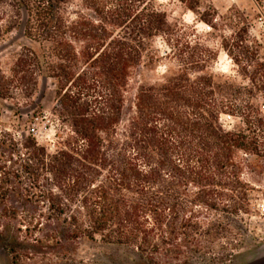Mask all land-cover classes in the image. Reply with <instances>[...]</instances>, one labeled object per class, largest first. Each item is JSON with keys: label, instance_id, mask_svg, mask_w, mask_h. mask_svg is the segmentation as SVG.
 Here are the masks:
<instances>
[{"label": "trees", "instance_id": "1", "mask_svg": "<svg viewBox=\"0 0 264 264\" xmlns=\"http://www.w3.org/2000/svg\"><path fill=\"white\" fill-rule=\"evenodd\" d=\"M178 1L197 12L201 0ZM22 26L33 47L9 72L0 65V99H30L42 77L52 79L66 136L51 154L35 137L0 134L2 218L19 219L7 203L24 181L20 224L30 239L39 232L35 243L100 239L161 264L184 249L203 255V243L212 250L252 215L256 190L245 178H264V113L237 99L248 89L217 80L216 54L185 39L155 0H0V41ZM157 38L180 68L134 89ZM240 43L241 56L224 47L249 93L264 98V59L250 39ZM223 116L245 128L226 131Z\"/></svg>", "mask_w": 264, "mask_h": 264}, {"label": "rangeland", "instance_id": "2", "mask_svg": "<svg viewBox=\"0 0 264 264\" xmlns=\"http://www.w3.org/2000/svg\"><path fill=\"white\" fill-rule=\"evenodd\" d=\"M155 2L167 14L168 21L184 31L185 39L192 45L199 44L216 54L212 72L217 80H230L248 89L237 99L255 102L264 113V98L258 93H249L252 86L248 78L242 75V68L224 47L228 45L235 55L241 56L244 50L237 43L241 45L242 40L250 39L259 57L264 59V0H201L197 12L189 10L178 0ZM206 19L213 21L214 29L205 22ZM26 47H33V44L26 38L24 26L0 41V65L5 72H9ZM172 55L163 38H157L145 54L143 66L133 80V88L136 89L142 83L161 82L177 72L180 64L171 58ZM56 102L55 82L47 77L40 79L30 99H0V134H12L20 142L35 137L39 145L49 153L56 152L58 142L66 136L61 132L55 114ZM222 124L228 132L245 128L241 119L231 116H223ZM245 180L256 190L251 197L252 215L246 216L245 222L239 226L230 228L228 235L211 246L212 250H208L210 246L203 243V255L190 257L187 255L190 250L184 249L185 257L177 261L162 259L161 264H264V178L246 176ZM23 182H18L10 189L13 196L7 203V206L16 208L19 219L10 221L0 216V235L4 236L0 238V264H16L15 256L21 257L18 264H148L139 259L134 250L105 244L100 239L96 242L83 239L76 243H35L39 232H32L36 237L30 239L25 225L20 224L24 218L22 199L19 198V192L25 188ZM3 225H10V231ZM13 237L19 238V241L13 244ZM13 248L14 255L11 254Z\"/></svg>", "mask_w": 264, "mask_h": 264}]
</instances>
